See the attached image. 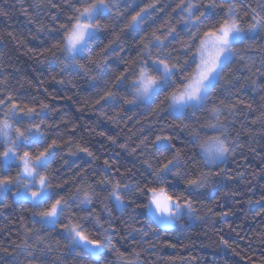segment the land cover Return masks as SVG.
I'll use <instances>...</instances> for the list:
<instances>
[{"label":"snow or ice","instance_id":"obj_1","mask_svg":"<svg viewBox=\"0 0 264 264\" xmlns=\"http://www.w3.org/2000/svg\"><path fill=\"white\" fill-rule=\"evenodd\" d=\"M19 4L40 47L7 37L55 66V83L89 85L74 93L76 112L130 134L81 125L53 103L65 97L0 63V215L19 210L17 239L0 245V264H198L165 250L192 247L198 228L230 215L217 209L251 183L230 164L244 135L252 138L248 124L264 137V0ZM14 8L2 0L0 17ZM92 135L140 167L102 158ZM246 203L260 205L264 217V189ZM220 242L239 254L228 239ZM247 259L264 264V255Z\"/></svg>","mask_w":264,"mask_h":264},{"label":"trees","instance_id":"obj_2","mask_svg":"<svg viewBox=\"0 0 264 264\" xmlns=\"http://www.w3.org/2000/svg\"><path fill=\"white\" fill-rule=\"evenodd\" d=\"M15 3V8L10 11L7 17H0V34L5 36L3 43H0V63L4 64L7 72L13 76H20L22 79H27L33 83L38 81H44L43 87H47L49 92L53 95H58L60 97L53 101L63 112L69 113L72 117H79V123L81 125L88 124L92 127L97 128V131H106L109 134L116 135L119 133L121 139L126 138L130 133L127 129L124 131H119L114 125L108 122H101L97 125V117L89 112L78 113L75 111V105L73 103L76 100L74 93L76 91L86 92L89 89V85L85 84L83 80H78L77 88H72L70 85H60L52 80V77L60 78L59 70L53 67H48L46 64L41 65L34 58L33 53L27 51V48H32L36 50L40 47L38 40H32L28 28L31 27L26 23V17L22 15L19 11L20 4L19 0H11ZM2 4V0H0ZM8 7V5H3ZM25 6H27V0H25ZM7 32H13L18 37L23 39L24 45L27 48L21 46L17 48L16 42L7 37ZM42 58V57H41ZM19 69V72L15 71ZM71 96L72 99L69 100L66 97ZM245 99L251 101L252 95L248 94ZM252 117H249L251 119ZM244 121V117L238 118L237 128L240 127V123ZM131 123V122H128ZM259 125L248 124L247 128L252 133V138L248 135H244L246 141V146L241 152H238L236 157L230 164V168L235 171L245 172L246 179L251 183L248 185L239 184L238 190L242 193L235 198V203L226 202L223 204V209L220 210H232L231 214L225 217L223 220L217 219L215 224H204L198 228L197 232L193 235L192 244L193 246L187 250H177L166 249L165 253L171 254H185L195 256L198 260V264H250L248 257L241 254L236 244L227 237L223 235V225L225 222L232 219H236L243 215L255 214L260 209V205H248L246 203L248 198L258 199L259 190L264 189V176H252L253 170L256 173H260L261 169H264V137L257 134V129ZM90 139V146L98 155L102 158L111 157L117 162L126 163L129 166L136 164L140 167L138 161L135 157L129 156L127 153L122 152V150L116 149L111 144L107 143L102 137L92 135L88 137ZM249 147L252 150H249ZM121 152L120 155H116V152ZM71 175V173H69ZM248 188H257V193L253 195L251 192L246 191ZM16 213L10 214L6 211L3 215H0V245L8 246L12 240L17 239V231L19 226V221ZM260 216V215H259ZM264 232V228H263ZM224 237L228 239L232 246L236 249L238 255H234L232 250L226 249L222 246L220 238ZM264 255V250L256 257H252L259 260L261 256ZM241 257H244L242 260Z\"/></svg>","mask_w":264,"mask_h":264},{"label":"rangeland","instance_id":"obj_3","mask_svg":"<svg viewBox=\"0 0 264 264\" xmlns=\"http://www.w3.org/2000/svg\"><path fill=\"white\" fill-rule=\"evenodd\" d=\"M228 225H232L230 229ZM264 217L250 214L227 221L223 225L224 237L232 240L242 255L256 257L264 250V241L259 238L263 232Z\"/></svg>","mask_w":264,"mask_h":264}]
</instances>
